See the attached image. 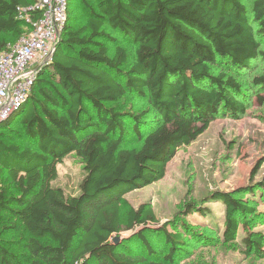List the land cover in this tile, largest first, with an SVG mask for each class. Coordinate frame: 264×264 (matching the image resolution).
I'll use <instances>...</instances> for the list:
<instances>
[{"label": "trees", "instance_id": "trees-1", "mask_svg": "<svg viewBox=\"0 0 264 264\" xmlns=\"http://www.w3.org/2000/svg\"><path fill=\"white\" fill-rule=\"evenodd\" d=\"M71 1L50 61L24 102L0 120V213L8 214V228L22 226L30 254L0 245V264H176L181 232L158 226L149 205L135 208L124 196L161 180L177 147L203 134L214 117L244 114L237 76L264 58V0H98L74 29L67 25ZM34 2L0 0V53L28 31L18 9ZM109 31L135 44L128 66ZM102 40L114 43L112 54ZM251 82L264 104V71ZM128 92L146 97L149 109L117 111ZM6 131L18 143L7 141ZM130 139L141 143L127 148ZM70 153L83 170L73 194L54 183ZM211 195L226 206L223 239L232 241L234 213L254 208L222 192L204 198ZM121 202L128 206L125 228L134 232L119 240L112 237L122 230ZM194 212L206 215L186 206L185 216ZM181 228L190 226L182 221ZM145 231L163 235L162 254ZM135 240L142 251L133 252ZM263 240L249 232L246 251L260 252Z\"/></svg>", "mask_w": 264, "mask_h": 264}, {"label": "rangeland", "instance_id": "rangeland-1", "mask_svg": "<svg viewBox=\"0 0 264 264\" xmlns=\"http://www.w3.org/2000/svg\"><path fill=\"white\" fill-rule=\"evenodd\" d=\"M97 2L72 0L67 25L73 29L84 25L91 11H97ZM109 33L117 44L125 48L128 66L133 61L135 44L115 33ZM102 41L112 54L114 43ZM260 49L264 50V40ZM263 71L264 58L259 57L250 69L241 71L237 76L245 90V110L240 118L214 117L203 134L177 147L161 180L132 190L124 196V200L135 208L142 203L149 205L158 226L167 224L168 231L181 232L183 244H175L180 247L176 264H264V240L260 252L246 251L247 246L243 242L249 232L264 235V104L255 99L253 94L257 90L251 84L252 78ZM49 78L56 83L53 74L50 73ZM259 90L264 94L263 87ZM146 100V97L135 92H128L114 105L117 111L141 112L150 107ZM6 132L7 141L18 143L15 133ZM140 143V140L130 139L124 146L138 147ZM57 170L58 177L54 183L69 194L76 192L77 183L83 175L81 162L70 153L57 165ZM214 191L222 192L232 199H240L254 208V212L247 215L234 213L238 224L234 239L229 242L223 239L225 204L215 201V195L204 198ZM120 205L122 230L112 237L119 240L134 232L125 228L127 204L121 202ZM187 205H193L195 209L205 208L206 215L194 212L185 216ZM7 217L8 214L0 213V245L26 253L30 260V254L24 246L28 237L26 232L18 224L15 229L8 228ZM182 221L190 226L186 232L181 230ZM140 228L136 227L137 230ZM144 234L159 247L161 254L167 249L161 233H156V238L146 231ZM127 240L130 242V238ZM132 244L133 252L142 251L137 246L139 241L135 240Z\"/></svg>", "mask_w": 264, "mask_h": 264}, {"label": "built area", "instance_id": "built-area-1", "mask_svg": "<svg viewBox=\"0 0 264 264\" xmlns=\"http://www.w3.org/2000/svg\"><path fill=\"white\" fill-rule=\"evenodd\" d=\"M68 0H35L18 9L28 26L15 42L0 53V120L24 102L38 75L51 59L67 17Z\"/></svg>", "mask_w": 264, "mask_h": 264}, {"label": "water", "instance_id": "water-1", "mask_svg": "<svg viewBox=\"0 0 264 264\" xmlns=\"http://www.w3.org/2000/svg\"><path fill=\"white\" fill-rule=\"evenodd\" d=\"M53 52H54V49H53ZM53 52H52V54H53Z\"/></svg>", "mask_w": 264, "mask_h": 264}]
</instances>
